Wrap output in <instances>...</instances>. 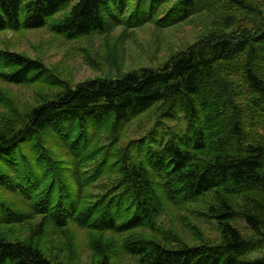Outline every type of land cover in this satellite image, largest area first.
<instances>
[{
    "label": "trees",
    "instance_id": "obj_1",
    "mask_svg": "<svg viewBox=\"0 0 264 264\" xmlns=\"http://www.w3.org/2000/svg\"><path fill=\"white\" fill-rule=\"evenodd\" d=\"M68 1L27 0L21 21V0H0V29L45 24ZM167 1L76 0L50 28L68 38H91L117 25L126 31L148 20L161 26L182 22L219 0H173L157 15ZM223 1L250 8L247 18L259 12L248 0ZM49 69L41 59L0 48V80L61 86L40 96L22 117L8 113L0 127V226L39 218V232L69 223L127 232L122 247L140 264H264V124L254 135L264 113V23L229 32L208 27L157 67L74 84ZM232 72L238 77L230 78ZM157 103L161 117L183 111L186 127L168 135L152 129L117 150L126 125ZM103 126L111 140L87 171L84 161L100 152L89 146ZM105 170L116 178L104 191L88 192ZM209 191L217 199L202 212L216 219L219 240L169 242L146 232L156 228L167 201H193ZM233 195L240 198L237 204ZM238 216L251 235L231 223ZM112 248L96 245L98 264H110ZM253 250L259 254L249 256ZM0 264L73 263L49 257L31 236L6 238L0 232Z\"/></svg>",
    "mask_w": 264,
    "mask_h": 264
},
{
    "label": "rangeland",
    "instance_id": "obj_2",
    "mask_svg": "<svg viewBox=\"0 0 264 264\" xmlns=\"http://www.w3.org/2000/svg\"><path fill=\"white\" fill-rule=\"evenodd\" d=\"M26 1L21 0V21L26 13ZM75 1H68L61 10L40 26L27 27L21 24L16 27L1 28L0 48L41 59L49 66V72L74 84L91 76L114 75L117 72L142 66H161L176 50L195 40L208 27L219 32H229L240 28L253 30L264 23V0H248L259 10L249 18L246 15L252 12L250 8L240 9L236 3L219 0L211 6L210 10L195 13L182 22L161 26L153 20H148L141 25L129 26L126 31L123 25H117L111 31L96 34L91 38H68L62 33L52 30L50 23L68 12ZM172 1L165 2L157 15H161L160 13ZM127 14L128 12L125 10L123 15ZM227 14L230 16H226ZM228 76L232 79L238 77L236 72H232ZM59 87L61 86L49 85L45 81L15 84L0 80V127L5 122L8 113L11 112V116L22 117L28 111V107L36 103L40 96L49 95ZM237 97L239 100L241 99L237 94L235 100ZM161 108L157 103L133 118L126 125L115 148L117 150L122 148L129 139L146 134L152 129L158 130L159 135L162 133L168 135L172 130L186 127V116L183 111H179L173 117H161L159 115ZM158 119H160V123L156 125ZM258 121L254 129L256 137L263 132L260 125L264 124V113L261 114ZM111 136L103 126L96 139L91 142L89 150H95L97 147L100 152L93 158L89 157L84 161L87 171H91L100 161L104 151V148L101 149V147L111 140ZM116 176V173L105 170L97 179L88 184V192L94 194L97 191H104ZM0 192H4L1 183ZM216 199L217 192L209 191L193 201L181 203L167 201L155 218L156 228L145 230L149 234L153 231L158 238L167 239L169 242H173L174 237L189 243L201 240L217 241L220 238V229L216 219L202 212L209 203ZM231 200L237 204L240 198L238 195H233ZM38 220L39 218L19 224L2 225L0 232L6 238L31 236L49 257L68 263L72 261L73 264H98L97 259L100 255L96 251V245L102 243L114 246L109 250L110 264H140L136 256L128 253L122 247L127 232H99L78 226L75 223H69L64 227H45L43 231L39 232L36 230ZM230 221L239 228L244 236L252 234L244 217L238 216ZM1 224L2 220L0 219ZM258 254V250H253L249 256Z\"/></svg>",
    "mask_w": 264,
    "mask_h": 264
}]
</instances>
